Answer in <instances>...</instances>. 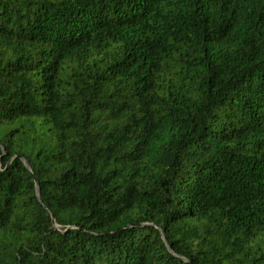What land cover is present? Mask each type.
Listing matches in <instances>:
<instances>
[{
    "label": "trees",
    "instance_id": "16d2710c",
    "mask_svg": "<svg viewBox=\"0 0 264 264\" xmlns=\"http://www.w3.org/2000/svg\"><path fill=\"white\" fill-rule=\"evenodd\" d=\"M0 264H264V0H0Z\"/></svg>",
    "mask_w": 264,
    "mask_h": 264
}]
</instances>
